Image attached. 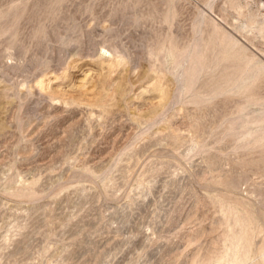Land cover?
Returning a JSON list of instances; mask_svg holds the SVG:
<instances>
[{"label": "rangeland", "instance_id": "374dc122", "mask_svg": "<svg viewBox=\"0 0 264 264\" xmlns=\"http://www.w3.org/2000/svg\"><path fill=\"white\" fill-rule=\"evenodd\" d=\"M0 264H264V0H0Z\"/></svg>", "mask_w": 264, "mask_h": 264}]
</instances>
